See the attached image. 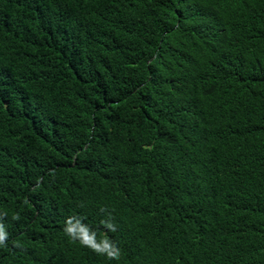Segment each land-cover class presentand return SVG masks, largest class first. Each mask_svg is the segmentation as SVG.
I'll list each match as a JSON object with an SVG mask.
<instances>
[{"label": "trees", "instance_id": "16d2710c", "mask_svg": "<svg viewBox=\"0 0 264 264\" xmlns=\"http://www.w3.org/2000/svg\"><path fill=\"white\" fill-rule=\"evenodd\" d=\"M0 225V264H264V0H0Z\"/></svg>", "mask_w": 264, "mask_h": 264}, {"label": "clouds", "instance_id": "9594fccd", "mask_svg": "<svg viewBox=\"0 0 264 264\" xmlns=\"http://www.w3.org/2000/svg\"><path fill=\"white\" fill-rule=\"evenodd\" d=\"M65 231L68 234H71L74 238H79L80 242L92 246L97 251L101 250V246L94 242V237L89 235V230L87 227L83 226L79 221L75 224L69 220L66 224ZM7 232L5 231L3 225H0V245L3 244L4 240L7 237ZM104 249L108 250L107 254L109 257L118 258L119 249L114 248L112 245L107 243L104 244Z\"/></svg>", "mask_w": 264, "mask_h": 264}]
</instances>
